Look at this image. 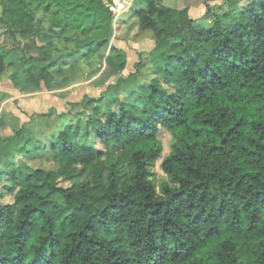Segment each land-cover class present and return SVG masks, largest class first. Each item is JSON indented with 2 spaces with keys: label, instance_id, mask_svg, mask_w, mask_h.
Wrapping results in <instances>:
<instances>
[{
  "label": "trees",
  "instance_id": "16d2710c",
  "mask_svg": "<svg viewBox=\"0 0 264 264\" xmlns=\"http://www.w3.org/2000/svg\"><path fill=\"white\" fill-rule=\"evenodd\" d=\"M138 1L136 37L153 47L108 87L106 105L60 113L49 134L38 132L49 113L11 116L0 264H264V0H222L210 23ZM2 3L0 80L21 94L61 91L110 64L119 20L105 0ZM161 130L174 143L158 190Z\"/></svg>",
  "mask_w": 264,
  "mask_h": 264
},
{
  "label": "rangeland",
  "instance_id": "374dc122",
  "mask_svg": "<svg viewBox=\"0 0 264 264\" xmlns=\"http://www.w3.org/2000/svg\"><path fill=\"white\" fill-rule=\"evenodd\" d=\"M208 1V0H207ZM201 0H163V5L172 9H182L184 5H193L194 10L191 11V16H199L195 14V10H200L198 3ZM203 4V2H202ZM205 13L209 8V11L221 13L228 9L222 0L218 2H205ZM3 7L2 0H0V13ZM145 3L138 0H130L128 9L116 18L118 19V25L114 37L110 40V45H113L116 49L110 54V64L105 62L101 63L100 68L89 79H81L75 84L68 86L58 92H48L43 86L41 91L34 94H21L17 89L13 87L11 82L4 78L0 80V117H2L3 125H0V138L9 137L12 135V117H18L19 123L27 122L33 114L49 113V117L46 119L44 127L38 130L40 134H49L56 129V125L59 121V114L62 112L70 111L76 113L82 111L86 113L84 106L89 99H99L102 105L108 103V87L117 83L120 77H127L132 71L134 63L138 60V54L140 52H148L150 47V38L146 36H137V29L135 28V19L131 16L132 11L144 8ZM204 13V14H205ZM197 20H200L197 19ZM136 31H135V30ZM0 30V35H1ZM2 36L0 37V41ZM30 41H25L23 44H27ZM45 42L42 40H36L34 45H30V50L39 51V47ZM23 44L20 46H23ZM152 44V43H151ZM15 47L7 49V58L15 59L16 55L20 53V50ZM109 56V49L105 51V56ZM121 66V67H120ZM122 68V69H120ZM141 81H146L145 77H140ZM83 121V120H82ZM159 139L162 143L161 156L155 162L152 169L153 174L150 177L152 183L159 190L160 185L166 181L164 174L161 172L159 165L163 158L168 156L172 152V145L174 138L172 135L164 130L160 131ZM80 142H90L85 136L78 138ZM146 148V146L144 147ZM121 148H117L116 152L120 153ZM38 162V161H36ZM40 165L48 166L50 163L43 161L38 162ZM4 166V162L0 160V171ZM130 167H120L118 173V181H122L129 173ZM11 182L6 176L0 179V191L3 192V185H10ZM66 183L65 185H67ZM12 197L9 194H4L0 197V202L10 203ZM80 218H78L79 220Z\"/></svg>",
  "mask_w": 264,
  "mask_h": 264
},
{
  "label": "crops",
  "instance_id": "0c3cea01",
  "mask_svg": "<svg viewBox=\"0 0 264 264\" xmlns=\"http://www.w3.org/2000/svg\"><path fill=\"white\" fill-rule=\"evenodd\" d=\"M184 1H186V0H184ZM194 1H196V0H193V2ZM199 1V0H198ZM218 1H220V0H210V2H218ZM202 2H203V4H202ZM205 2H209V0L207 1V0H201V3L199 2L198 4H197V7L199 6V8H200V10H195L196 12H194L195 14H197L198 13V11H199V13L197 14V15H199V16H196V17H193V16H191L192 14H191V11H193L194 10V8L195 7H193V5H184V6H182L183 8L184 7H186L187 9H188V14H189V16L192 18V19H195V20H197V19H199L200 18V20H197V21H200V22H203L204 20V13H205V9H204V7H205ZM181 9V8H180ZM206 22H209L210 23V20L209 19H207V21ZM206 22H203V23H206ZM135 30V29H134ZM136 31V30H135ZM152 43V44H151ZM150 49H149V51L151 50V48L153 47V41L152 40H150Z\"/></svg>",
  "mask_w": 264,
  "mask_h": 264
},
{
  "label": "built area",
  "instance_id": "2783aa9c",
  "mask_svg": "<svg viewBox=\"0 0 264 264\" xmlns=\"http://www.w3.org/2000/svg\"><path fill=\"white\" fill-rule=\"evenodd\" d=\"M107 4V8L115 15V18H117L120 13L126 11L129 6L130 0H105ZM109 1V2H108Z\"/></svg>",
  "mask_w": 264,
  "mask_h": 264
}]
</instances>
